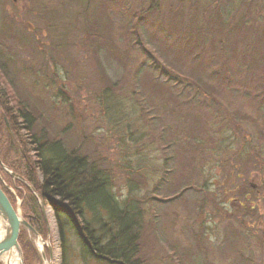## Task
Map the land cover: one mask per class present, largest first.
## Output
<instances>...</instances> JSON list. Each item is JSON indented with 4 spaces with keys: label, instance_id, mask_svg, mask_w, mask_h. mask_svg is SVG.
Wrapping results in <instances>:
<instances>
[{
    "label": "rangeland",
    "instance_id": "1",
    "mask_svg": "<svg viewBox=\"0 0 264 264\" xmlns=\"http://www.w3.org/2000/svg\"><path fill=\"white\" fill-rule=\"evenodd\" d=\"M0 75L33 115L29 135L61 141L134 205L140 264H264V0H0ZM2 112L1 156L9 144L17 163ZM0 169L24 219L16 181L37 192ZM39 199L38 237L18 234L22 264H61ZM68 237V264H102Z\"/></svg>",
    "mask_w": 264,
    "mask_h": 264
},
{
    "label": "trees",
    "instance_id": "2",
    "mask_svg": "<svg viewBox=\"0 0 264 264\" xmlns=\"http://www.w3.org/2000/svg\"><path fill=\"white\" fill-rule=\"evenodd\" d=\"M166 78L167 81L170 80L168 76ZM170 84L172 89L178 90L179 82ZM0 103L2 115L13 126L9 135L20 136L18 144L21 143L23 147L17 163L6 161L8 150L11 149L9 144L5 155L3 151L1 156L0 151V160L28 182L41 201L52 209L60 241L61 264H68L69 247L66 242L70 232L76 237L83 254L99 263L140 264L138 247L142 226L139 223V213L134 205L116 200L109 176L88 164L75 151L69 153L56 138L46 139L43 133L39 137L29 135L34 127L33 115L23 112L18 102L11 103L1 81ZM19 131H23V134ZM15 150L20 153L19 146ZM29 153L32 154L31 157L28 156ZM0 171L3 173L1 169ZM38 174L40 182H36L35 175ZM16 182L26 190L31 201L30 212L24 214V219L39 232L40 214L37 217L34 215V211L39 212L36 199L22 183ZM0 189L10 201L12 197L1 183Z\"/></svg>",
    "mask_w": 264,
    "mask_h": 264
},
{
    "label": "water",
    "instance_id": "3",
    "mask_svg": "<svg viewBox=\"0 0 264 264\" xmlns=\"http://www.w3.org/2000/svg\"><path fill=\"white\" fill-rule=\"evenodd\" d=\"M11 177L19 179L22 181L17 175L10 173ZM30 191L36 198L39 208L43 213V207L40 202L38 195L34 192V190L29 187ZM0 225L2 228V235L0 237V257L4 254H8L10 251H14L17 258L18 264H22V253L17 243V237L20 231V228H24L28 232H30L33 236L38 237V234L35 230L24 220L19 214L12 208L8 199L3 194L0 189ZM42 243H44L42 241ZM45 246L49 252V256L51 253L50 246L48 242H45ZM41 257L44 258V253L40 252Z\"/></svg>",
    "mask_w": 264,
    "mask_h": 264
},
{
    "label": "bare ground",
    "instance_id": "4",
    "mask_svg": "<svg viewBox=\"0 0 264 264\" xmlns=\"http://www.w3.org/2000/svg\"><path fill=\"white\" fill-rule=\"evenodd\" d=\"M36 246L37 249L40 250L43 247V243L37 239ZM0 261H2L3 264H17L18 258L16 257L14 251H10L8 254L1 256Z\"/></svg>",
    "mask_w": 264,
    "mask_h": 264
}]
</instances>
